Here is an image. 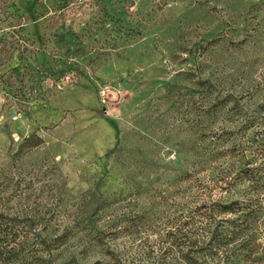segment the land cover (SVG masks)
<instances>
[{
  "label": "rangeland",
  "instance_id": "374dc122",
  "mask_svg": "<svg viewBox=\"0 0 264 264\" xmlns=\"http://www.w3.org/2000/svg\"><path fill=\"white\" fill-rule=\"evenodd\" d=\"M11 35L0 214L56 237L53 264H179L175 240L227 217L239 170L264 171V0H0ZM251 193L230 264H264V185Z\"/></svg>",
  "mask_w": 264,
  "mask_h": 264
},
{
  "label": "trees",
  "instance_id": "16d2710c",
  "mask_svg": "<svg viewBox=\"0 0 264 264\" xmlns=\"http://www.w3.org/2000/svg\"><path fill=\"white\" fill-rule=\"evenodd\" d=\"M14 37V35L9 36L11 40L7 42L3 41L0 36V44L3 42V46H9V60L14 59L15 56H20L18 64L9 68L12 71H17L20 70L19 63L22 53L18 50L17 40ZM57 42L65 46L66 50H69L73 45L72 42L64 38H59ZM66 70V67L59 70H48V75L51 77L55 73L62 74ZM259 146L264 149V143H260ZM235 178H238L237 182L233 181V184L230 183V185L239 186L240 189L237 191L236 197H231L226 202L216 205L217 213H214L215 217L216 214H223L227 217L214 220L211 225L209 223L204 234H197L193 241H188L190 237L186 238L185 236H181V240L180 238L175 240L176 244L183 247H185V243L190 242L189 249L182 247L177 251L179 256L176 260H179V264H230L236 256L235 249H237L238 254L249 250L250 240L245 232L247 228L244 224L247 223V216L251 212L253 213V210L250 212L251 205L249 204L251 194H253L251 192L255 191L257 186L264 185V171L241 169ZM244 183H248L246 187H244ZM36 224L34 219H12L0 214V264H53L47 245L56 237L54 239L40 237L36 233ZM183 249L185 252H183ZM167 251L169 250L167 249ZM191 254H197L198 256L195 258ZM163 257L165 258L154 259V261L156 263H167L168 254ZM58 264L78 263L73 259H69ZM98 264L118 263L114 258L108 257L105 261H98Z\"/></svg>",
  "mask_w": 264,
  "mask_h": 264
},
{
  "label": "built area",
  "instance_id": "2783aa9c",
  "mask_svg": "<svg viewBox=\"0 0 264 264\" xmlns=\"http://www.w3.org/2000/svg\"><path fill=\"white\" fill-rule=\"evenodd\" d=\"M77 1H81V0H77Z\"/></svg>",
  "mask_w": 264,
  "mask_h": 264
}]
</instances>
